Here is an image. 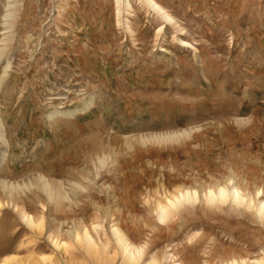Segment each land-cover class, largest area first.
Instances as JSON below:
<instances>
[{
  "label": "rangeland",
  "instance_id": "1",
  "mask_svg": "<svg viewBox=\"0 0 264 264\" xmlns=\"http://www.w3.org/2000/svg\"><path fill=\"white\" fill-rule=\"evenodd\" d=\"M157 1L174 24L140 0H0V263L125 264L113 226L137 264L264 256L255 207L204 195L264 198V0Z\"/></svg>",
  "mask_w": 264,
  "mask_h": 264
},
{
  "label": "bare ground",
  "instance_id": "2",
  "mask_svg": "<svg viewBox=\"0 0 264 264\" xmlns=\"http://www.w3.org/2000/svg\"><path fill=\"white\" fill-rule=\"evenodd\" d=\"M121 1L122 0H115L117 15L120 12ZM140 1H142L152 12L159 15V18L161 17L164 20V22L173 23V24L175 23L173 16L157 0H140ZM125 2L127 7H131L129 0H125ZM181 42L184 44H188V42L183 39L181 40ZM204 195L212 200L218 199L221 201H229L230 203H232V205H244L248 207L250 206L255 207V210L264 220V198L262 197L263 192L260 189H258L257 191L255 202L253 201L252 198L247 197L245 194H243V192H241V190H239V188L236 185H234L232 182H227L225 184L218 185L215 187V189L209 187L204 191ZM198 196L199 195L196 189L179 190L177 195H173L170 198H166L167 203L163 204L161 202H158L157 206L160 212L159 217L164 218L167 215L168 210L170 208L176 207L175 205H177L178 203H183L185 200H193L195 198H198ZM22 218L26 221V223L31 229L37 231H41L43 229L44 224L42 219H35L31 214L26 212L22 213ZM92 226L94 229H97L99 227V224L94 223ZM111 231L114 240L116 242L117 250L123 257L122 259L125 260V264H137L141 256L139 249L132 246L128 242V240L121 234V232L116 226H113ZM82 232H83L82 234L75 232L76 234L74 239L76 243L80 245H84V247L86 246V248L90 252H97L98 246L96 244L94 237L90 234L88 228L84 226V230ZM52 241H53V245L58 249L67 248L68 246V243L66 241L60 240L58 238H52ZM103 248L104 249L106 248L105 244H103ZM11 260L12 258L2 260V263L0 264H8L10 263L9 261ZM41 260L44 262V264H54V262L51 260V256L48 255L41 256ZM243 260L240 259L239 261L236 259H231L230 261H227L225 264H242L244 262ZM252 262L256 264H264V256L260 258H254ZM145 264H156V262L155 260H152L150 262H146Z\"/></svg>",
  "mask_w": 264,
  "mask_h": 264
}]
</instances>
